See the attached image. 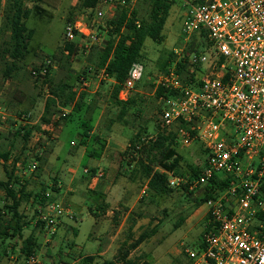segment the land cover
<instances>
[{"label": "rangeland", "instance_id": "rangeland-1", "mask_svg": "<svg viewBox=\"0 0 264 264\" xmlns=\"http://www.w3.org/2000/svg\"><path fill=\"white\" fill-rule=\"evenodd\" d=\"M43 2L41 6L45 14L37 16L33 13L27 22L28 27L35 31L30 46L31 52L25 60L18 63L11 78L4 77L5 64L0 58V109L8 114V119L3 124L0 119V132L5 135V138L0 141V150L12 153L10 163L6 164L8 169H12L13 159L20 157V164L15 167V171L22 172L21 178L17 175L22 183L26 180L29 182L28 192L33 195L51 193L55 201L62 207L70 208L73 214H64L60 217L56 233L49 235L45 228L38 226L37 211L42 207L37 203V198L32 196L28 201H24L20 211L28 225L23 231L22 239L8 238L3 242L0 240V264L4 262L25 264L27 257L22 254L21 248L31 235L39 244L38 253L34 254L37 264H84L81 256L98 254L96 247L99 248L100 242L95 240L100 239L102 248H107L112 238H116L124 220L118 216L116 218L111 216L109 220L104 219L103 213L107 210L103 212L101 209L103 205H99V198L89 191L91 176L88 175L95 168L88 155L90 150L97 151L102 147V142L99 139H93L87 147L84 146L85 143H82L81 138L82 130L78 124L79 115L73 114L70 106L65 107L69 112L67 116L69 119L66 122L60 121L58 127L55 125L53 127V123L61 119L59 114L62 112L60 109L62 103L60 107L56 105L53 109L50 125L45 126L42 123L45 102L49 99V95H52L50 88L55 89L61 81L66 80L65 77L68 75L66 82L72 86V92L76 93L77 97L84 92L88 93V100H92L100 109L99 119L97 117L96 120V133L103 136L107 132L106 128H110L114 137H119L117 140L119 143L116 145L124 152L131 138L138 131L147 132L144 134L145 140L155 138L159 132H162L159 125L161 105L155 98L152 82L161 73L170 55L176 54V50L185 46L183 23L188 5L186 0H175L164 28V41L157 43L148 38L145 42L141 60L145 69L144 75L131 95L136 105L128 111L127 116L121 118L120 109L113 99L115 84L89 74L81 76L86 66L94 65L96 52L105 45L106 41L91 45L87 40L79 41L75 55L70 61V70L61 71L59 64L57 69L52 70L51 81L48 84L42 79L37 82L32 76L34 68L40 66L46 57H62L65 50L66 23L70 22V19L81 18L84 13L79 7V0H43ZM114 2L118 4L117 9L111 10L106 6L103 8L105 17L102 26L115 20L124 6L120 0H114ZM33 5L32 1L29 2L28 8L33 10ZM133 7L138 9L142 18H148L150 7L144 0H134ZM5 8L6 0H0V52L3 42L8 39V34L3 32ZM86 45L89 46L88 49ZM82 77L89 81V85L80 84ZM21 119L32 122L28 127L31 131L28 141L16 133L23 127L24 123ZM176 128L175 126L174 130ZM177 150L183 157L181 171L184 173H190V168H200L208 156L205 146L197 141L188 145L179 142ZM108 156L107 165L119 166V170H122L118 175L119 179L125 176L126 181L131 184V193L127 195L129 206H124L125 209L121 210V214L125 213V216L132 209L131 217L127 220L126 226L121 229L115 245L120 246L126 241L130 244L142 233L156 228L157 231L152 237L131 251L130 258L133 261L137 264L144 262L193 264L185 249L199 248L205 230L208 207L200 201L204 189L191 191L179 187L165 196H154L146 189L147 180L141 178L132 181L130 179L131 170L135 166L134 162L123 159L116 152L108 153ZM35 161H38V169L31 172L30 167ZM85 169H89V173H85ZM103 170L106 173L107 167L104 165ZM75 175L77 177L74 182H70ZM6 180V168L0 159V181ZM56 180L63 181L65 188H72V193L67 194L65 190L58 195L55 188ZM6 203H8L6 194L0 187V213L3 214L4 219L9 220L11 215L4 213ZM89 211L98 213L100 218L96 220ZM131 224L133 231L130 230L129 234L127 226ZM87 241L89 243L85 248ZM88 246L96 247L88 251ZM118 249L112 250V253L106 256L107 259L114 258ZM98 262H101L100 259Z\"/></svg>", "mask_w": 264, "mask_h": 264}, {"label": "built area", "instance_id": "built-area-1", "mask_svg": "<svg viewBox=\"0 0 264 264\" xmlns=\"http://www.w3.org/2000/svg\"><path fill=\"white\" fill-rule=\"evenodd\" d=\"M186 3L185 46L176 50V61L152 83L175 93L158 100L162 131H175L178 143H202L208 156L194 180L160 171L172 188L186 184L191 191L203 188L215 195L205 203L208 211L201 246L185 249L193 264H264V0ZM104 6L112 10L118 4L102 0L95 8L83 11L81 18L66 23L65 46L74 43L77 47L82 40L89 45L107 40V33L100 30ZM194 40L197 48L186 55ZM186 56L190 74L183 81L178 63ZM58 66L56 59L46 57L40 72L33 70L32 75H41L43 80ZM144 70L142 63L131 68L119 100L131 98ZM95 77L116 83L104 71ZM80 84L86 86L89 81L82 77ZM60 109L59 117L68 115L66 108ZM0 119L2 124L7 121L5 110L0 109ZM21 120L24 124L28 121ZM37 167L35 161L30 171ZM104 175L99 169L95 178ZM216 179L226 183L223 189L212 188ZM45 196L38 221L53 235L59 218L73 212L55 201L51 193ZM26 264H37V258H27Z\"/></svg>", "mask_w": 264, "mask_h": 264}, {"label": "trees", "instance_id": "trees-1", "mask_svg": "<svg viewBox=\"0 0 264 264\" xmlns=\"http://www.w3.org/2000/svg\"><path fill=\"white\" fill-rule=\"evenodd\" d=\"M31 1L34 4L33 10L28 8V3ZM101 1L102 0H79V7L82 11H85L95 8ZM120 1L124 6L121 8L118 17L115 20L107 22L105 26H101L100 28V30L107 33L105 45L96 52L97 57L94 65L86 66L81 76H86L88 74L96 76L104 71L108 76L114 77L116 83L113 88V99L115 105L120 109L119 116L124 118L127 116L128 111L136 105V101L134 98H130L128 101L119 100V92L123 89L131 68L141 63L146 40L150 38L157 43H162L164 41V28L170 16L171 9L175 4V0H144L150 7L148 18H142L138 9L132 8L134 0ZM42 3H44L43 0H6L3 32H5L6 35L8 34V39L3 42L0 52L1 61L5 64V69L3 71L5 78H11L18 67V63L25 60L31 52L30 46L35 31L28 27L27 22L33 13L37 16L45 14V10L41 6ZM71 20L72 19L69 21ZM196 48L197 45L194 40L189 44L188 49H186V55ZM65 51H67L68 54H66ZM75 52V44L69 43L66 44L62 57H51L58 61L61 71L68 72L71 68L70 61L75 55ZM176 59V54L172 53L168 62L164 63L161 73H164L167 67L175 62ZM40 66L35 67L34 70L40 72ZM188 68L186 56V58L178 63V69L183 81L189 77L190 72ZM51 72L52 70L43 78V82L46 84L51 81ZM192 76L194 75L192 74ZM41 77V75H38L36 81H40L42 79ZM67 78L68 75L65 79L67 80ZM66 80L61 81L60 85L56 86L55 89L52 90L50 88L49 91L52 92V95L50 94L49 99L45 102L42 123L45 126L50 125L53 109L56 105H58V107L62 105V108L70 106L72 107V113L79 115L78 124L79 128L82 130L81 138L82 140H87L90 137V133L93 131L92 121L97 107L92 100H88V93L84 92L77 97L76 93L72 92V86L67 84ZM152 87L155 89V98L157 100H159L160 97L175 95L172 90L164 87L159 86L156 88L155 85H152ZM60 103L62 104L60 105ZM67 116L62 117L57 122L53 123L52 126L54 127L55 125L58 127L61 122H66L69 119ZM31 124L32 122L28 120L26 124L16 132L18 136L22 135L25 141H28L31 136L30 128L28 129ZM146 133L145 131H138L136 135L131 138L127 150L120 154L123 159H128L135 163L134 168L131 170L130 179L132 181L141 178L147 180V191L154 196L162 197L176 188L169 186L167 175L160 171V169L173 172L177 176L190 177L192 180L198 178L200 168H190V173L181 171L183 157L177 150L178 141L175 131L170 133H166V131L159 132L155 138L150 140L144 139V134ZM4 138L5 135L0 132V141ZM0 159L4 162L7 175L6 181H0V187L5 192L6 199L8 200V203L4 206V213L11 215V218L7 220L4 219L2 216L3 214L0 213V240L8 238L22 239L23 231L28 225V222L24 221L25 216L20 211L23 202L28 201L33 196L37 198V203L43 207L46 196L45 194L40 195L38 193L35 195L31 194V192H28L29 182L26 180L25 183H22L21 179L17 177L15 174V167L20 164V157L13 159L12 169H8L6 165L10 163L12 159V153L10 151L3 152L0 150ZM128 165L131 166V164ZM90 175L94 176L95 171L93 170ZM225 185V182L216 179V181H213L212 188L221 190ZM180 188L189 190V186L186 184H182ZM214 197V194L208 190H204L200 197V201L206 203L208 199ZM106 208L107 206L105 205L101 207L103 212ZM39 213L40 211L38 210L37 215H39ZM94 215L98 217L99 214L95 213ZM2 222H4L3 227H1ZM38 226L43 227V223L39 221ZM156 231V228H153L150 232H144L130 244L127 241L124 242L113 259L105 260L101 264H137L130 258L131 251L137 249L143 242L152 237ZM199 246H201V242ZM38 249L39 245L36 242V238L31 235L25 240L21 252L25 257L29 258L38 253ZM82 259L84 264H94L96 257L86 256L82 257ZM143 264L148 263L144 262Z\"/></svg>", "mask_w": 264, "mask_h": 264}, {"label": "crops", "instance_id": "crops-1", "mask_svg": "<svg viewBox=\"0 0 264 264\" xmlns=\"http://www.w3.org/2000/svg\"><path fill=\"white\" fill-rule=\"evenodd\" d=\"M110 82L114 83L112 81H110ZM99 110H100L99 108H96V111H95L96 114L94 113V115H93V121H92L93 131L90 133L89 139L82 140V143L84 142L85 143L84 146L87 147L88 146L87 144L89 142H91L93 139H99V141L102 142V144H101L102 147L98 148L97 151L90 150V154L88 156L90 157L91 161L94 164L93 167L95 169H92V171L94 170L95 174L99 169H103V165L107 167V170H106V173H105V176L103 179L102 178L97 179L94 177L95 175L94 176H91L90 174L88 175V176H91L90 177L91 178L90 179L91 184L89 186V189H90L89 191L91 193H94L95 195H97V197L99 198V205L107 206V208H106L107 211H105L103 213L104 219L109 220V218H111V216L115 217V218L118 216L120 219L124 218V220L121 224V227H120V231H118L117 235L115 236L117 238V236L121 233V229H123L126 226L127 220H129L131 217L130 215L132 213V209H130L125 216H124L125 213L121 214V210L125 209L124 206H126V207L129 206V203L127 202L128 201L127 195L131 193L130 192L131 191V184L126 181L125 176H123L122 178L119 179L118 175L122 171V170H119L120 169L119 166H114V167L112 166L111 167V166L107 165L108 161H109L108 153H115L116 152L118 154H121V153H123V150L116 145V143H119L117 141L119 137L115 138L114 135L111 133L112 131L110 128H106L105 131H107V132L105 134H103V136L101 135L102 137L98 133H96V124H97L96 120H97V117L99 115ZM98 119H99V117H98ZM47 129L52 130L50 128H47ZM115 140H116V142H115ZM86 151H88V150H86ZM109 167H111V168L109 169ZM18 173H16V171H15V174L18 175L19 177L23 175L22 172H20V171ZM124 174H125V172H124ZM125 175L127 176V174H125ZM76 177H77L76 175L73 176L71 178L70 182H74ZM38 181H41V179H38ZM55 188H56L58 195H60L62 193V191H65V190H66L67 194L72 193V188H70V187L65 188V184H63V181L57 182V180H56ZM89 213H90V215L94 216L96 220H98L100 218V215H98V217H96L94 215L96 212L94 213V212L89 211ZM96 224H97V222H96ZM132 226H133L132 224L127 226V230L129 232V234H130V230L132 229ZM133 229H134V227H133ZM132 231L133 230H131V232ZM116 238H112V240H111L112 242L107 245V248H102V244H101L100 239L95 240V241L100 242L99 248H97L96 246H94V247L88 246V251L92 248H95V247L98 250V254L95 255L96 259H95L94 264H101L103 261L109 260V259H107L106 256L109 253H112L111 252L112 250L121 247V245L120 246L115 245V243L117 241ZM88 240H89V237H88ZM1 241L3 242V240H1ZM88 243L89 242L87 241L85 248L87 247ZM114 246H116V248L113 249ZM77 247H79V246L77 245ZM88 256H92V255H88ZM82 257L83 256H81V258ZM84 257H86V256H84ZM97 258L100 259L101 262H98ZM4 264H14V262H12V263H10V262L5 263L4 262Z\"/></svg>", "mask_w": 264, "mask_h": 264}]
</instances>
